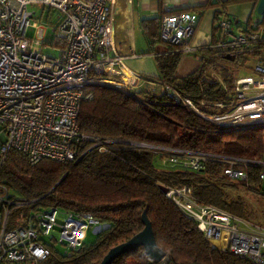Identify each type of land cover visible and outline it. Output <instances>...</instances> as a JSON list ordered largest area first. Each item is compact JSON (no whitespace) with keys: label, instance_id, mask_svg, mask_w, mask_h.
<instances>
[{"label":"built area","instance_id":"1","mask_svg":"<svg viewBox=\"0 0 264 264\" xmlns=\"http://www.w3.org/2000/svg\"><path fill=\"white\" fill-rule=\"evenodd\" d=\"M116 1L0 0V166L9 148L23 153L30 164L43 159L68 163L89 149L106 153L123 144L158 153L171 168L190 172L202 170L207 162H220L225 179L247 188L252 186L249 171L257 167L258 192L264 195V158L102 138L80 130L81 103L92 96L86 85L134 89L155 83L152 77L125 66L128 54L120 51L112 34ZM43 17L46 23H41ZM197 23L198 15L192 11L165 13L159 38L176 47L181 56L196 55L201 65L202 46L192 44ZM236 25L231 16L222 14L217 21L218 40L206 45L208 68L201 80L217 83L225 92L223 99L198 104L171 86L164 89L175 103L221 126L264 124V52L241 68L243 73L229 71V83L210 63L221 67L222 56L252 52L253 43L264 35L262 27L251 29L255 19L251 27ZM45 47L55 54L45 52ZM83 143L87 147L79 154ZM166 187L165 196L194 221L211 246L264 264V224L194 200L190 186ZM32 201L12 196L0 182V264H42L53 250L71 253L82 246L89 230L97 234L106 228L91 213L55 206L14 214V208Z\"/></svg>","mask_w":264,"mask_h":264},{"label":"trees","instance_id":"2","mask_svg":"<svg viewBox=\"0 0 264 264\" xmlns=\"http://www.w3.org/2000/svg\"><path fill=\"white\" fill-rule=\"evenodd\" d=\"M257 2L220 0L219 3L226 7L242 3L256 6ZM207 4L212 3L209 1ZM160 18H142L140 24L160 75L151 79L161 89L151 91L86 85L85 90L92 96L81 103L78 115L80 130L102 138L264 158V124L221 126L168 97L165 85L198 104L201 100L214 102L223 99L225 92L217 83L201 80L202 73L208 68L205 56L210 51L206 45L201 48L202 63L196 70L184 77L174 76L181 53L176 47L160 40ZM255 20L256 26L251 29H264V14ZM248 26L251 27L250 23ZM156 45H162L163 49L155 50ZM261 52H264V35L253 43L252 52L239 54L233 59L222 56L221 67L215 62L210 63L229 83V71L243 73L241 68H247ZM86 147V143L79 145V154ZM157 160L156 154L151 151H137L118 144L106 153L89 149L77 161L60 163L43 159L30 164L23 153L9 148L0 166V182L12 196L33 200L28 205L14 208V214L55 206L91 213L106 225L94 235L93 240H88L87 234L82 246L71 253L62 254L53 250L42 264H98L111 247L126 241L143 228L142 212L151 223L156 244L165 252L164 259L153 262L144 254L142 247H137L121 254L111 264H254L245 257L211 246L194 221L186 217L158 185L190 186L194 200L251 219L254 213L250 205L240 196L233 197L231 191L238 186L248 192L262 193L258 192V168L250 169L252 186L247 188L225 179L221 175L220 162L210 161L202 170L190 172L178 168L160 169Z\"/></svg>","mask_w":264,"mask_h":264},{"label":"crops","instance_id":"3","mask_svg":"<svg viewBox=\"0 0 264 264\" xmlns=\"http://www.w3.org/2000/svg\"><path fill=\"white\" fill-rule=\"evenodd\" d=\"M209 1L212 4H207ZM219 2L220 0H117L112 34L120 51L123 54H128L125 66L131 71L154 79L160 76L152 55V48L148 44L144 29L140 24L142 18L162 16L165 13L181 10L195 12L198 15V23L192 44L199 47L218 40L217 21L222 14L231 16L236 22V26L241 28L244 27L241 25L242 22H246L247 25L252 22L251 17L255 11L253 3L222 7ZM154 48L160 51L163 46L156 45ZM131 52H134L135 55H130ZM200 55H203L202 50ZM199 66L200 62L196 55L181 56L174 76L184 77ZM152 86L161 89L157 83ZM142 87L150 90L148 87L151 86L144 84Z\"/></svg>","mask_w":264,"mask_h":264},{"label":"water","instance_id":"4","mask_svg":"<svg viewBox=\"0 0 264 264\" xmlns=\"http://www.w3.org/2000/svg\"><path fill=\"white\" fill-rule=\"evenodd\" d=\"M255 12L259 15L264 14V0H258L255 6ZM225 57L229 59H233V56H225ZM158 187L163 193L167 191V187L164 185L159 184ZM141 222L143 224V228L139 232L134 234L126 241L111 247L102 257V259L98 264H111L112 261L121 254L135 250L137 247H142L144 254L153 262H159L164 257L165 252L156 244L151 223L147 218L145 212H142Z\"/></svg>","mask_w":264,"mask_h":264},{"label":"rangeland","instance_id":"5","mask_svg":"<svg viewBox=\"0 0 264 264\" xmlns=\"http://www.w3.org/2000/svg\"><path fill=\"white\" fill-rule=\"evenodd\" d=\"M30 10H32V9H30ZM38 13H39V10L37 9L36 16H37ZM55 16H56L55 12L52 13V20L55 19ZM259 16L260 15L257 14L254 11L253 15L251 17V21H253L254 19L258 18ZM41 23H46L45 17L42 18ZM241 25L244 26V27L247 26L246 22H244V23L242 22ZM44 51L49 53V54H55V51L53 49L49 48V47H45ZM150 86L151 87H148V88H150L151 91L160 90V88H158L157 86H152V85H150ZM139 88L140 89H145V88L142 87V85L140 87H138L137 89H139ZM146 90H149V89L146 88ZM218 111H220V110H218ZM0 128H1V126H0ZM156 156H157V159H158L157 160V164H158L157 167L158 168H160V169L171 168L170 166H168V165H166L165 163L162 162V158H161V156L159 158V154L158 153L156 154ZM262 188H264V184H262ZM231 195L233 197L240 196L241 198H243V200L250 205V209L254 213V215H253V217L251 219L254 220L257 223L264 224V195L258 194V193H254V192H250V191L248 192V191H246L243 188L238 187V186H237V188H235L234 190L231 191ZM56 234H57V236H59L58 232ZM94 235L95 234H93L91 232V230H89L87 239L88 240L89 239L93 240ZM57 246H58L59 249L63 250V246L62 245L58 244Z\"/></svg>","mask_w":264,"mask_h":264}]
</instances>
